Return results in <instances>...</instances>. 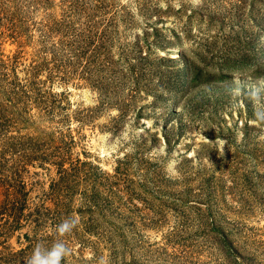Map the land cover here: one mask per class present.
<instances>
[{"label":"rangeland","instance_id":"rangeland-1","mask_svg":"<svg viewBox=\"0 0 264 264\" xmlns=\"http://www.w3.org/2000/svg\"><path fill=\"white\" fill-rule=\"evenodd\" d=\"M70 1L0 0V85L33 79L49 103L28 98L0 133L27 194L0 264L57 240L71 249L61 264H237L213 242L220 231L239 264H264V0H76L102 38L64 72L41 34L70 10L84 19ZM36 134L64 169L22 156ZM5 193L0 179V208Z\"/></svg>","mask_w":264,"mask_h":264},{"label":"trees","instance_id":"trees-1","mask_svg":"<svg viewBox=\"0 0 264 264\" xmlns=\"http://www.w3.org/2000/svg\"><path fill=\"white\" fill-rule=\"evenodd\" d=\"M70 6L71 9L79 7L81 8L79 9L80 12L85 13V6L83 5L81 7L79 3L77 4L76 0H71ZM52 19L53 18H51L49 22L43 24L41 36L44 38L45 42L42 44L43 49L41 51L45 54L46 52L51 53L50 59H55L54 68L66 72L68 70L66 62L69 60V57L70 59L71 57L77 59V62L82 65V60L87 62L91 56L98 52V41H100L102 35L95 27L96 20L90 18L88 14L85 13L84 19L78 21V23L75 21L74 10H70L69 13L63 15L59 20ZM62 51H64L65 55L68 57L65 60L62 59L61 56L57 57L60 53L63 54ZM42 57L46 59V56ZM39 65L40 64L33 67L37 68ZM17 77V74H13L11 78L3 80L4 85H0V93L3 98L0 100V133L4 135L12 128L13 118L22 117L26 114L25 102L28 98L34 100L39 106L42 104L45 106L49 105L48 101L45 99L44 92H41L38 87H35V85L38 84L37 81L30 79L29 81L21 82ZM31 92H33V94H30ZM48 109V111H52L50 106ZM18 127L19 126L16 127L17 130ZM9 137L13 138L12 135ZM17 137V141H11L10 143H12V149L15 148L18 151L22 149L23 145L20 140L21 136ZM26 139H28V141H25V139L22 140L24 141V148L27 150L22 153L24 158L29 156L34 159H42L40 162L48 158H53L59 168H61V170L64 169L61 166L62 162L60 158L58 159V156L50 157L47 153V150L53 146L51 140L45 142V146H42L40 141L43 140V137L40 138L38 134L29 135ZM7 170L8 167H5L3 159H0V179L3 181L6 191L5 199L0 210L1 212H6L5 214H7L8 217H11L10 223L2 222L0 224V234L5 236L7 230L11 227V223L13 228L20 225V215L23 212V206L27 198L26 191L24 190V182L21 181L19 170L14 169L11 176H9ZM64 179V175L60 176L59 179L53 183L52 188L60 189L58 182ZM218 233L219 236H212L216 247L220 250L224 258H228L239 264L234 255L236 254L234 241L229 233H227V231H220ZM2 240L4 242L6 239ZM3 242L0 244H3Z\"/></svg>","mask_w":264,"mask_h":264},{"label":"clouds","instance_id":"clouds-1","mask_svg":"<svg viewBox=\"0 0 264 264\" xmlns=\"http://www.w3.org/2000/svg\"><path fill=\"white\" fill-rule=\"evenodd\" d=\"M78 220L73 217L66 218L57 226V233L63 236L70 233L77 225ZM71 253V249L63 240H57L50 248L38 245L27 264H61V261Z\"/></svg>","mask_w":264,"mask_h":264}]
</instances>
